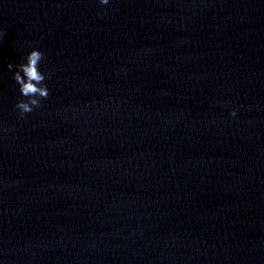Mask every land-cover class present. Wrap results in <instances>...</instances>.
Returning a JSON list of instances; mask_svg holds the SVG:
<instances>
[{"label": "clouds", "instance_id": "obj_1", "mask_svg": "<svg viewBox=\"0 0 264 264\" xmlns=\"http://www.w3.org/2000/svg\"><path fill=\"white\" fill-rule=\"evenodd\" d=\"M100 3L107 5L109 0H100ZM42 59L43 53L33 49L27 54L25 62L15 65L17 70L13 73V79L19 85L21 96L27 98L19 100L15 105L21 116L40 107L41 100L47 99L49 95V90L44 84L46 75L39 69ZM13 67L12 63L8 64L9 70H12ZM231 114L235 116V111Z\"/></svg>", "mask_w": 264, "mask_h": 264}]
</instances>
